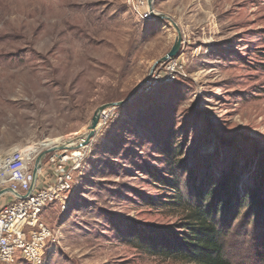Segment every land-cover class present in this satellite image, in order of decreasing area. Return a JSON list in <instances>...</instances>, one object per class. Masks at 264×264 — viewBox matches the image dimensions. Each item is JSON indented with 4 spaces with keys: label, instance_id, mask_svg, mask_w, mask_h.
Returning <instances> with one entry per match:
<instances>
[{
    "label": "rangeland",
    "instance_id": "obj_1",
    "mask_svg": "<svg viewBox=\"0 0 264 264\" xmlns=\"http://www.w3.org/2000/svg\"><path fill=\"white\" fill-rule=\"evenodd\" d=\"M146 5L0 0V185L26 148L78 137L97 107L148 79L87 144L67 207L38 216L57 234L45 264H191L157 252L149 230L183 231L191 186L228 176L240 196L263 183L264 0H153L182 38L183 68L157 82L177 30ZM238 208L222 225L225 256L264 264V221Z\"/></svg>",
    "mask_w": 264,
    "mask_h": 264
},
{
    "label": "built area",
    "instance_id": "obj_2",
    "mask_svg": "<svg viewBox=\"0 0 264 264\" xmlns=\"http://www.w3.org/2000/svg\"><path fill=\"white\" fill-rule=\"evenodd\" d=\"M179 57L169 58L154 70L152 81L163 77L172 79L183 68ZM117 105L100 111L95 133L106 128L112 120ZM60 142L58 144H61ZM54 144L49 147L58 145ZM69 146L74 143H67ZM88 145L77 148L56 150L47 153L38 169L34 189L24 199L6 193L9 199L0 205V264H17L20 261L30 264H45L51 249L56 244V231L39 219V215L49 205L58 203L65 209L77 183V172ZM43 151L35 147L30 155L8 179L0 186L9 188L17 194H26L33 180L35 158ZM4 188V187H3Z\"/></svg>",
    "mask_w": 264,
    "mask_h": 264
},
{
    "label": "trees",
    "instance_id": "obj_3",
    "mask_svg": "<svg viewBox=\"0 0 264 264\" xmlns=\"http://www.w3.org/2000/svg\"><path fill=\"white\" fill-rule=\"evenodd\" d=\"M262 182L260 189L246 190L240 196L228 176L221 178L206 193L191 186L197 202L183 224V231L152 229L149 233L154 236H148L147 243L160 254L174 255L191 264H232L220 241L222 225H225L228 215H233L236 206L241 208L244 204L252 215L264 221V180ZM219 211L223 213L221 220L217 218Z\"/></svg>",
    "mask_w": 264,
    "mask_h": 264
},
{
    "label": "water",
    "instance_id": "obj_4",
    "mask_svg": "<svg viewBox=\"0 0 264 264\" xmlns=\"http://www.w3.org/2000/svg\"><path fill=\"white\" fill-rule=\"evenodd\" d=\"M147 6H148V12L150 13L151 17L154 18H158V19H166L170 22H172L170 20V18L164 14H160V13H156L153 10V0H147ZM173 26L176 28L177 30V36L174 40V43L172 45V47L170 48V50L161 58H159L153 65V69L156 67L157 64L159 63H163L165 61H167L169 58H173L175 56H177L178 54V50L181 46L182 43V38L179 32V29L177 28L176 24L174 22H172ZM148 79L144 80L143 82H141L137 88H135V90L125 99L117 102V103H107V104H102L99 107L96 108V110L93 113V116L91 118L90 124L88 126V129L86 130V132H84L83 134L79 135L78 137H75L73 139H69L66 140L65 142L49 147L43 151H41L37 157L35 158V162H34V167H33V180L31 182V186L29 191L24 194V195H20L17 194L16 192L10 190L9 188H1L0 189V196L6 193H11L15 196H17L19 199H24L27 197V195L34 189L35 184H36V179H37V173H38V169L41 166V161L42 158L49 152L52 151H56V150H63V149H71V148H77L81 145H87L89 143V141L92 139V137L95 135V128H96V124L98 121V116L101 110H103L106 107H110L113 105H117V106H121V105H125L126 103H128L130 100H132L134 97L137 96V93L140 91L141 86H143ZM76 141H80L75 147L74 146H69L67 143H75Z\"/></svg>",
    "mask_w": 264,
    "mask_h": 264
},
{
    "label": "bare ground",
    "instance_id": "obj_5",
    "mask_svg": "<svg viewBox=\"0 0 264 264\" xmlns=\"http://www.w3.org/2000/svg\"><path fill=\"white\" fill-rule=\"evenodd\" d=\"M144 8L148 10V6L147 5L144 6ZM34 150H35V148H26V151H25L26 156L30 155L31 153H33Z\"/></svg>",
    "mask_w": 264,
    "mask_h": 264
}]
</instances>
